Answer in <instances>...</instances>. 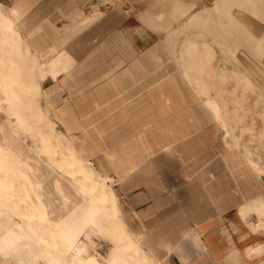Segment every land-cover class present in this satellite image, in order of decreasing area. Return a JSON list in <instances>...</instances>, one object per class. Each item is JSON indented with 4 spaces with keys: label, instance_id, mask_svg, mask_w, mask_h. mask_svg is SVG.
<instances>
[{
    "label": "crops",
    "instance_id": "0c3cea01",
    "mask_svg": "<svg viewBox=\"0 0 264 264\" xmlns=\"http://www.w3.org/2000/svg\"><path fill=\"white\" fill-rule=\"evenodd\" d=\"M0 3L49 64L41 106L111 180L144 250L161 264H264V171L228 136L224 152L215 114L188 83L156 80L167 71L162 38L122 0Z\"/></svg>",
    "mask_w": 264,
    "mask_h": 264
},
{
    "label": "bare ground",
    "instance_id": "6f19581e",
    "mask_svg": "<svg viewBox=\"0 0 264 264\" xmlns=\"http://www.w3.org/2000/svg\"><path fill=\"white\" fill-rule=\"evenodd\" d=\"M213 3L203 17L201 12L191 17L188 25L193 23L196 31L187 35L190 32L182 30L186 37L172 45L176 51L169 50L170 58L175 55L172 66L166 73L161 69L156 80L177 72L189 84L215 114L225 152L230 146L227 136L234 148L240 147V139L230 133L228 112L212 103L206 80L232 77L243 90L255 89L251 79L260 73L228 68L218 72L216 52L239 49L241 43L264 52V0ZM16 10L0 3V112L6 117L0 126V264H161L127 230L111 180L79 155L72 137L59 130L56 118L41 106V82L49 64L40 62L21 35ZM235 56L224 57V62L250 64ZM260 88L264 92V86ZM21 134L32 138L33 148ZM245 150L251 166L263 173L253 151ZM258 251L264 252V246Z\"/></svg>",
    "mask_w": 264,
    "mask_h": 264
},
{
    "label": "rangeland",
    "instance_id": "374dc122",
    "mask_svg": "<svg viewBox=\"0 0 264 264\" xmlns=\"http://www.w3.org/2000/svg\"><path fill=\"white\" fill-rule=\"evenodd\" d=\"M175 1L176 3H174ZM213 2L214 0H173V3L171 0H122V6L124 10L131 12V14L134 15L135 19L138 18L139 22L143 23L144 26L153 31L154 40L162 38L165 47L162 55L164 62L163 66L167 68V70H169L170 66H172V61L175 56L172 53L173 58H170L169 50L170 53L173 49H175L176 51V48L174 47L176 45V41H181L186 37V33L184 36V31L182 33V30L190 32L187 33V35H191V32L196 31L193 28L194 26H192L193 23L188 25V23L192 20L191 17L197 15L199 12L202 13V17L203 15H206V10L209 11V9H206V6L207 8H212L214 4ZM218 5L224 6L222 4ZM215 6L217 5L215 4ZM210 12L214 13V10ZM121 13L123 19L126 13ZM164 15H167V17H169L167 18ZM254 15L255 14H249V18L251 17L253 22H255L257 19ZM161 16L164 17L162 18ZM166 18L168 19L167 21ZM180 18L182 19L180 20ZM194 21H196V19H194ZM215 21L218 22L221 20L216 17ZM190 27L191 29H193L191 30ZM260 28L264 29V27ZM231 38H235L237 40L238 36L232 35ZM241 46L242 47H239V49H229L223 51V54L219 50H217V62L215 63V66L217 68L216 70L218 72L222 68L237 69L240 71L250 70L253 71L255 75L257 74L256 72H258L260 73V76H258L257 78L252 77L251 79L253 85L255 86V89L252 91L243 90L242 86L239 85L232 77H228V79L223 80L217 76H214L208 77L211 79H208L206 81L211 87L210 99L213 100L212 103L216 104L218 107H223V109L228 112L227 118L229 119L230 126L233 128L232 131L230 130V133L232 132L233 135L239 137L240 144L241 146H243V148L252 150L255 157L264 160V98L260 95V93L264 94L261 89L262 87L260 88V86H264V52L260 51L261 53H258V51L254 48H252V50L249 47H245L242 43ZM231 51L234 52L235 55H241L242 58L248 62V64L250 63L249 65L245 66L247 68H245L243 65H240L239 62H224V57L229 59L233 58L231 56L236 57ZM226 52L227 54H225ZM228 53L232 54L229 55ZM249 58H251V61ZM250 67L252 69H250ZM168 75H174L176 76V78L178 77L177 72H168ZM216 94L219 96L218 98L215 97ZM4 122H6V117L3 112H0V126ZM20 138L28 147H34L33 140L29 135L21 134Z\"/></svg>",
    "mask_w": 264,
    "mask_h": 264
}]
</instances>
